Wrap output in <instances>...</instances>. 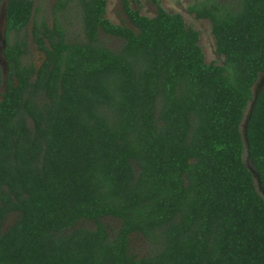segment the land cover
<instances>
[{"label":"trees","instance_id":"obj_1","mask_svg":"<svg viewBox=\"0 0 264 264\" xmlns=\"http://www.w3.org/2000/svg\"><path fill=\"white\" fill-rule=\"evenodd\" d=\"M107 1L57 0L50 24L34 0H7L0 264H264V199L240 130L254 101L246 140L264 190V0L188 8L210 22L222 65L160 0L152 18L121 0L129 26L106 18Z\"/></svg>","mask_w":264,"mask_h":264},{"label":"rangeland","instance_id":"obj_2","mask_svg":"<svg viewBox=\"0 0 264 264\" xmlns=\"http://www.w3.org/2000/svg\"><path fill=\"white\" fill-rule=\"evenodd\" d=\"M205 0H160L162 8L170 13V14H179L186 26L188 28L193 29L194 31L198 32L199 34V46L202 49V52L204 54L205 62L207 64L214 63L216 65H222L223 64V58L218 56L216 53L215 48V41L211 34V24L208 20H199L196 19V17L191 14L188 10L190 6L193 4H198L201 2H204ZM216 2L224 5L231 6V8H235L238 0H215ZM57 0H34L35 7H39L40 10L44 13L43 15H46L49 17V23L51 24V12L55 5ZM122 1L121 0H108L107 1V7H106V18L115 25H126L129 26V23L122 11ZM7 0H0V69L2 74V82L0 85V94L4 90V78L6 75V63L3 56V50L5 48V38H4V31H5V6H6ZM132 9L139 10L140 14L149 18H152L155 15L156 8L152 4L150 0H137L136 2H131ZM72 14V13H71ZM69 23L72 26L70 32L73 33V36H75V19L73 16H69ZM71 33V34H72ZM72 36V37H73ZM74 38V37H73ZM101 41L107 46L108 48L112 50H118L122 44V41L105 36L104 34H100ZM42 59V53L36 48V46L30 42L29 45V55L25 59L26 62L34 63L35 65H39ZM264 86V74H261L258 78V81L253 86V100L256 98L257 93L260 91V89ZM252 101L247 111L245 112V116L243 119V122L240 126L242 139L244 143V153H243V160L246 165V167L251 171L253 174L254 179V185L256 188V191L259 193V195L264 199V190L262 189L258 176L255 172V170L252 167L248 149L246 145V137H245V131H246V125L248 121V115L250 113V110L253 105ZM14 219L12 217L9 218V220L5 224V228L10 226ZM104 224L107 225L111 232H115L119 227V222L114 219H106L104 220ZM131 248L132 251L137 254L139 257L145 256L149 252V246L144 242V240L138 236L135 235L131 239Z\"/></svg>","mask_w":264,"mask_h":264},{"label":"water","instance_id":"obj_3","mask_svg":"<svg viewBox=\"0 0 264 264\" xmlns=\"http://www.w3.org/2000/svg\"><path fill=\"white\" fill-rule=\"evenodd\" d=\"M252 110V109H251ZM251 110H250V113H251ZM249 113V114H250ZM245 137H246V131H245ZM246 145H248V143H247V140H246ZM247 149H248V146H247Z\"/></svg>","mask_w":264,"mask_h":264}]
</instances>
